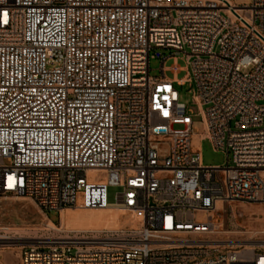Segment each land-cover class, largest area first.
Segmentation results:
<instances>
[{
	"label": "built area",
	"instance_id": "obj_1",
	"mask_svg": "<svg viewBox=\"0 0 264 264\" xmlns=\"http://www.w3.org/2000/svg\"><path fill=\"white\" fill-rule=\"evenodd\" d=\"M245 1L0 0V194L140 216L26 247L21 264H264V245H235L219 224L232 204L264 202V0ZM196 137L227 166H204Z\"/></svg>",
	"mask_w": 264,
	"mask_h": 264
},
{
	"label": "rangeland",
	"instance_id": "obj_2",
	"mask_svg": "<svg viewBox=\"0 0 264 264\" xmlns=\"http://www.w3.org/2000/svg\"><path fill=\"white\" fill-rule=\"evenodd\" d=\"M237 5H245V0H233ZM163 57H168L171 51L160 50ZM162 61L151 59L150 76L161 77ZM175 64L185 68L187 66L184 56L178 60H170L166 67ZM169 79L176 78L171 72L166 73ZM186 73L178 75L182 79ZM180 102L188 106L193 113L194 133L196 136L205 134L203 118L199 108L194 104V85L178 87ZM264 105V103H262ZM175 127V130H181ZM197 138V137H196ZM198 148L202 152L203 165L206 167H226L227 155L216 152L209 140L201 141L197 138ZM196 140V139H195ZM121 193L118 188L109 189V203L114 204L116 195ZM224 219L227 231L232 233L230 239L235 245L263 246L264 245V202L263 203H235L232 204ZM133 214L116 209L107 211H66L44 213L28 198H19L13 195L0 194V264H20V255L24 248L30 246H47L49 244H63L83 236H99L109 229L120 230L132 226L128 220ZM98 230L101 232H87ZM239 240V243H238ZM243 241V242H242Z\"/></svg>",
	"mask_w": 264,
	"mask_h": 264
},
{
	"label": "bare ground",
	"instance_id": "obj_3",
	"mask_svg": "<svg viewBox=\"0 0 264 264\" xmlns=\"http://www.w3.org/2000/svg\"><path fill=\"white\" fill-rule=\"evenodd\" d=\"M197 138L195 140V144L197 145ZM200 140V139H199ZM112 209V208H110ZM109 210V209H107ZM107 210H82V211H98V212H102V211H107ZM66 211H78V210H64L62 211L63 213H65ZM140 216L138 214H133L130 219L128 220V223H132L133 221H135L136 219H138ZM109 231H116V229H107ZM87 232H101V231H98V230H92V231H86V232H81V233H87ZM243 242V241H242ZM237 243V242H236ZM238 243H239V240H238ZM264 243V242H263Z\"/></svg>",
	"mask_w": 264,
	"mask_h": 264
},
{
	"label": "crops",
	"instance_id": "obj_4",
	"mask_svg": "<svg viewBox=\"0 0 264 264\" xmlns=\"http://www.w3.org/2000/svg\"><path fill=\"white\" fill-rule=\"evenodd\" d=\"M22 254V253H21ZM20 264H21V255H20Z\"/></svg>",
	"mask_w": 264,
	"mask_h": 264
}]
</instances>
